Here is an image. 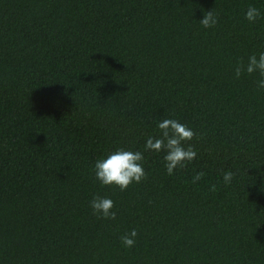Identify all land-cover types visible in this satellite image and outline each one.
Returning a JSON list of instances; mask_svg holds the SVG:
<instances>
[{"label": "trees", "instance_id": "trees-1", "mask_svg": "<svg viewBox=\"0 0 264 264\" xmlns=\"http://www.w3.org/2000/svg\"><path fill=\"white\" fill-rule=\"evenodd\" d=\"M261 52L264 0H0V264H264V89L235 75ZM165 118L195 133L172 175ZM117 147L144 152L123 191L93 172Z\"/></svg>", "mask_w": 264, "mask_h": 264}, {"label": "clouds", "instance_id": "clouds-1", "mask_svg": "<svg viewBox=\"0 0 264 264\" xmlns=\"http://www.w3.org/2000/svg\"><path fill=\"white\" fill-rule=\"evenodd\" d=\"M259 15L260 11L255 7H249L245 12V17L249 22H254ZM216 22L212 10H208L200 19V23L205 28L212 27ZM242 72L249 74L258 72L261 78L256 82L257 87L264 89V52L259 53L258 56L256 54L249 56L247 64L238 63L235 68L236 77H239ZM156 126L159 129V135L147 137L144 149L157 153L163 152L166 171L172 175L178 167L196 157V151L191 144L187 143L195 133L187 124L174 118L162 119L157 122ZM143 161V151L117 147L94 162L93 172L101 185H115L123 191L133 182L139 183L145 177ZM232 175L231 172H225L224 182L230 183ZM201 176L202 173H197L194 182ZM90 206L95 213L105 219H114L116 216L114 201L109 196H94L90 201ZM136 236V229H132L121 237V243L131 248L136 243Z\"/></svg>", "mask_w": 264, "mask_h": 264}]
</instances>
